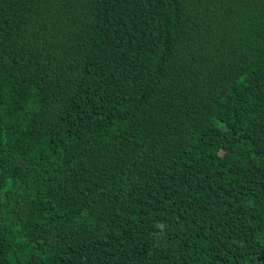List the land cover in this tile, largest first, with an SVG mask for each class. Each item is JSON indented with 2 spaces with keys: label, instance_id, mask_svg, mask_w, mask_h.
I'll return each mask as SVG.
<instances>
[{
  "label": "trees",
  "instance_id": "obj_1",
  "mask_svg": "<svg viewBox=\"0 0 264 264\" xmlns=\"http://www.w3.org/2000/svg\"><path fill=\"white\" fill-rule=\"evenodd\" d=\"M0 264H264V0H0Z\"/></svg>",
  "mask_w": 264,
  "mask_h": 264
}]
</instances>
